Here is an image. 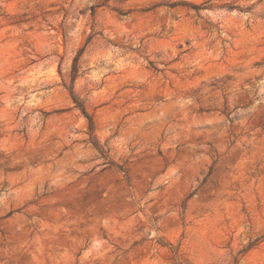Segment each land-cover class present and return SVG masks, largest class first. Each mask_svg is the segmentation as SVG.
<instances>
[{"label": "rangeland", "instance_id": "obj_1", "mask_svg": "<svg viewBox=\"0 0 264 264\" xmlns=\"http://www.w3.org/2000/svg\"><path fill=\"white\" fill-rule=\"evenodd\" d=\"M0 264H264V0H0Z\"/></svg>", "mask_w": 264, "mask_h": 264}, {"label": "trees", "instance_id": "obj_2", "mask_svg": "<svg viewBox=\"0 0 264 264\" xmlns=\"http://www.w3.org/2000/svg\"><path fill=\"white\" fill-rule=\"evenodd\" d=\"M81 109H82V107H81ZM83 110V109H82Z\"/></svg>", "mask_w": 264, "mask_h": 264}]
</instances>
